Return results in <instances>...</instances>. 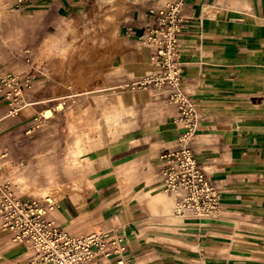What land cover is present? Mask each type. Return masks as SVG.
I'll return each mask as SVG.
<instances>
[{
	"label": "crops",
	"instance_id": "0c3cea01",
	"mask_svg": "<svg viewBox=\"0 0 264 264\" xmlns=\"http://www.w3.org/2000/svg\"><path fill=\"white\" fill-rule=\"evenodd\" d=\"M170 1L14 0L21 31L43 34L42 55L58 43L47 38L52 27L70 23L89 36L85 57L26 62V74L45 81L26 92V140H50L52 123V140H70L66 128L87 137L101 129L85 140H105L92 157L93 195L51 216L69 233L88 223L116 239L110 264H264V0H188L181 13L182 88L202 110L193 154L219 192L214 218L174 214L175 197L161 185L162 157L181 132L177 110L155 88H132L157 71L143 39ZM82 77L85 89L67 88ZM49 96L71 98L69 109L49 106Z\"/></svg>",
	"mask_w": 264,
	"mask_h": 264
},
{
	"label": "rangeland",
	"instance_id": "374dc122",
	"mask_svg": "<svg viewBox=\"0 0 264 264\" xmlns=\"http://www.w3.org/2000/svg\"><path fill=\"white\" fill-rule=\"evenodd\" d=\"M13 4L14 0H0V185L8 186L16 196L45 201L47 199L40 193L42 190L48 189L52 184H70L75 188L73 194L53 203L58 207L70 200L81 202L93 195L91 190L98 169L95 168L92 157L105 141L85 139L103 132L99 129L87 137L86 133L79 134L81 129L66 128L63 136L67 135L70 140H52L51 137L57 136L52 123L45 131L50 140H26V107L29 105L26 92L40 86L44 88L45 83L42 79L37 81L40 76L35 75L42 74L35 69L26 74V62L30 58L85 57L86 38L89 36L85 29H79L70 23L59 27L57 33H54L52 27L47 38L54 36L58 43L47 55H42L41 49L45 41L40 40V44L38 39L43 34L38 31L30 34L21 31L23 22L16 15L13 16ZM65 47L67 50L64 52L62 49ZM67 88L77 90L85 89V86L74 83L73 87L68 84ZM33 98L34 96L31 99ZM38 99L36 96L34 102ZM46 99L49 106L61 104L60 110L63 107L68 110L71 104V98L49 96ZM38 128L39 126L35 127L36 130ZM113 131L111 129V133ZM34 135L37 136L31 133L32 137ZM77 136H82L83 139H71ZM58 210L52 212V215L57 214ZM94 229L95 227L85 223L76 225L69 231L72 234L99 232V229ZM29 255L27 248L12 242L11 236L2 230L0 221V264H26Z\"/></svg>",
	"mask_w": 264,
	"mask_h": 264
},
{
	"label": "built area",
	"instance_id": "2783aa9c",
	"mask_svg": "<svg viewBox=\"0 0 264 264\" xmlns=\"http://www.w3.org/2000/svg\"><path fill=\"white\" fill-rule=\"evenodd\" d=\"M188 0H172L157 10L143 41L153 48L157 71L136 82L133 89L155 88L177 110L181 132L174 149L163 155L164 192L175 197L176 216L216 217L220 196L206 178L193 154V138L202 120L199 103L182 88L180 42ZM58 207L47 200L26 199L0 185V221L16 245L30 255L26 264H110L118 253L116 239L103 232L76 235L67 232L51 214ZM116 264H124L117 262Z\"/></svg>",
	"mask_w": 264,
	"mask_h": 264
},
{
	"label": "bare ground",
	"instance_id": "6f19581e",
	"mask_svg": "<svg viewBox=\"0 0 264 264\" xmlns=\"http://www.w3.org/2000/svg\"><path fill=\"white\" fill-rule=\"evenodd\" d=\"M114 28V25L112 27V30ZM111 38H113V34L111 33ZM77 84H80L82 86H85L86 79L85 77H82L79 81L76 82ZM51 114V112H46V115ZM72 191V188L70 185H51L48 189L42 190L40 193L43 194V196L49 200V202H57L59 199H62L66 194L70 193Z\"/></svg>",
	"mask_w": 264,
	"mask_h": 264
}]
</instances>
